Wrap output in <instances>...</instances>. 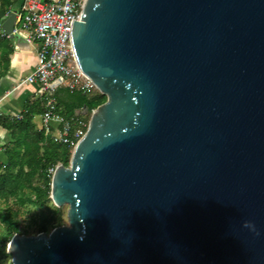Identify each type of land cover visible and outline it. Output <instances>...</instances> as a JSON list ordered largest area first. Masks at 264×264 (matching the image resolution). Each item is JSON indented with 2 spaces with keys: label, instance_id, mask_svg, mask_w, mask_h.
<instances>
[{
  "label": "water",
  "instance_id": "obj_1",
  "mask_svg": "<svg viewBox=\"0 0 264 264\" xmlns=\"http://www.w3.org/2000/svg\"><path fill=\"white\" fill-rule=\"evenodd\" d=\"M71 43L106 101L11 264H264V0H84Z\"/></svg>",
  "mask_w": 264,
  "mask_h": 264
},
{
  "label": "trees",
  "instance_id": "obj_2",
  "mask_svg": "<svg viewBox=\"0 0 264 264\" xmlns=\"http://www.w3.org/2000/svg\"><path fill=\"white\" fill-rule=\"evenodd\" d=\"M17 1L0 0V12H6ZM2 20L0 16V24ZM9 39H1L0 45ZM54 98L58 114L63 118L76 116L75 111L85 105L95 109L106 101V97L97 91L83 95L66 89L57 90ZM43 102L37 97L25 102L20 121L0 116V127L11 137L10 143L3 147V160H0V224L4 229L0 234V259L9 256L6 249L13 235L49 233L62 225L61 211L50 200L49 170L58 164L67 167L73 149L53 143L35 125L33 118L43 111ZM83 118L88 123L89 115ZM29 208L35 213L29 225L21 227L19 217L22 210Z\"/></svg>",
  "mask_w": 264,
  "mask_h": 264
},
{
  "label": "built area",
  "instance_id": "obj_3",
  "mask_svg": "<svg viewBox=\"0 0 264 264\" xmlns=\"http://www.w3.org/2000/svg\"><path fill=\"white\" fill-rule=\"evenodd\" d=\"M83 4L84 0H22L11 33L12 38L21 36L27 44L36 46L35 67L15 88L35 87L36 97L44 101L39 130L53 143L72 149L83 137L88 123L83 116L61 117L54 96L59 89L83 95L97 91L80 71L71 43L72 27L79 20ZM2 26L3 23L0 40L11 38ZM0 116L20 121L22 112L7 115L0 109ZM55 168L49 170L51 176Z\"/></svg>",
  "mask_w": 264,
  "mask_h": 264
},
{
  "label": "crops",
  "instance_id": "obj_4",
  "mask_svg": "<svg viewBox=\"0 0 264 264\" xmlns=\"http://www.w3.org/2000/svg\"><path fill=\"white\" fill-rule=\"evenodd\" d=\"M21 3L22 0H18L15 6L7 8L6 12H0L2 23L11 13L19 12ZM6 42L0 45V109L4 114L10 115L22 112L25 102L36 99L35 87L24 85L15 88L35 67L36 46L27 44L21 36L10 38ZM33 119L39 129V115ZM10 141V134L0 127V160H3V147Z\"/></svg>",
  "mask_w": 264,
  "mask_h": 264
},
{
  "label": "rangeland",
  "instance_id": "obj_5",
  "mask_svg": "<svg viewBox=\"0 0 264 264\" xmlns=\"http://www.w3.org/2000/svg\"><path fill=\"white\" fill-rule=\"evenodd\" d=\"M94 93L95 92H93V94ZM2 208H5V207H2ZM12 208L15 209V207H12ZM59 209L61 211V217H62V222L61 223H62V225H67L66 213H67L68 207L64 206V207H61ZM34 213H35V210L33 208L22 210V213H21V215L19 217L20 226L21 227H26L27 225H29L30 218H31V216H33ZM3 230L4 229H3L2 225L0 224V234L3 233ZM0 264H11V257L8 256L5 259H0Z\"/></svg>",
  "mask_w": 264,
  "mask_h": 264
}]
</instances>
